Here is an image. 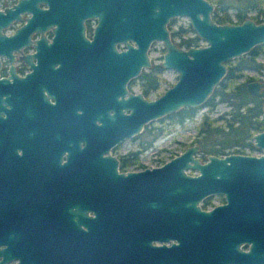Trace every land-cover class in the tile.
Instances as JSON below:
<instances>
[{
    "label": "flooded vegetation",
    "instance_id": "flooded-vegetation-1",
    "mask_svg": "<svg viewBox=\"0 0 264 264\" xmlns=\"http://www.w3.org/2000/svg\"><path fill=\"white\" fill-rule=\"evenodd\" d=\"M207 1L211 16L217 3ZM175 17L164 25L171 46L205 44L189 22L187 28L173 27ZM158 34L156 24L131 17L129 0H0V264H16L19 255L39 250L56 256L53 263L81 264L66 257L80 255L82 237L93 233L99 203L125 202L127 234L144 224L145 209L135 203L142 174L135 179L130 172L160 167L181 152L147 165L146 123L137 133L128 132L132 107L157 97L164 81L166 46ZM131 48L143 50L150 64L130 77ZM155 59L160 62L152 63ZM156 65L158 74L152 71ZM251 144L247 150L218 153L198 147L194 155L202 163L209 155L264 154V148ZM211 168L221 188L202 196L199 208L227 204L230 212L222 217L248 216L254 208V177L264 164L252 160ZM171 185L157 193L154 245L177 241L172 223L162 227L161 222L174 215ZM252 236L249 230L224 239L248 250Z\"/></svg>",
    "mask_w": 264,
    "mask_h": 264
},
{
    "label": "water",
    "instance_id": "water-1",
    "mask_svg": "<svg viewBox=\"0 0 264 264\" xmlns=\"http://www.w3.org/2000/svg\"><path fill=\"white\" fill-rule=\"evenodd\" d=\"M129 1L131 17L137 18L138 22L156 24L161 31L158 36L166 46L161 66L177 72L176 80L157 97L141 99L132 107L129 135L137 133L143 123L181 107L200 105L224 75L226 61L264 43V21L245 18L239 23H215L210 16L212 4L207 0ZM174 16H186L195 34L205 44L186 49L171 46L164 25L169 17ZM149 64L143 50L131 48L128 76L135 75L141 66ZM262 68L264 70V64ZM259 87L264 88V79L246 82L250 94H256ZM261 110L264 115V102ZM251 139L254 146L264 148V130L253 133ZM197 149L196 143L188 145L160 167L130 172L129 176L135 179L142 174V185L135 187V194L140 197L135 203L145 209L144 224L136 233L127 234L125 202L99 203L93 233L82 237L80 255L66 257V260H80L81 264H264V169L254 177V208L248 216L226 218L222 213L230 212L227 204L209 210H201L197 204L206 193L221 188L218 178L213 175V165L243 164L252 160L264 164V154L259 157L209 155L207 161L200 163L194 155ZM188 169H195L198 174H187ZM170 183L174 215L171 220L164 218L161 222L162 227L172 223L177 241L169 246L154 245L151 239L157 238L159 230V220L154 217L157 193L159 187L164 189ZM87 226L90 229L89 223ZM249 230L253 236L248 250H241L235 242L224 239L226 234H243ZM18 257L16 264L57 263L52 261L56 256L47 255L43 250Z\"/></svg>",
    "mask_w": 264,
    "mask_h": 264
},
{
    "label": "trees",
    "instance_id": "trees-1",
    "mask_svg": "<svg viewBox=\"0 0 264 264\" xmlns=\"http://www.w3.org/2000/svg\"><path fill=\"white\" fill-rule=\"evenodd\" d=\"M216 3L217 7L211 14V18L216 23H237L245 18H251L255 22L264 21V0H216ZM227 8L232 9V12H229ZM194 39V44H197V36ZM261 46L256 44L246 53L226 61L224 75L201 104L208 110L214 108L218 102H225L229 106L227 111L218 116L209 117L204 113L200 117L194 142L197 143L201 152L218 153L230 147H252L251 135L264 128V121L261 118L264 89H260L257 94H250L246 89V81L251 77L243 73L245 69L260 70L262 64L256 57L262 51ZM157 68L159 66H154L152 70L154 74L160 72V68ZM146 78H149V74ZM153 87L154 83L147 86V92ZM196 109L197 107H181L163 118H167L170 123H181L186 118H192ZM217 121L220 122L217 123ZM146 126L145 136L148 137L145 144L147 145L162 129L158 127L150 131L146 129Z\"/></svg>",
    "mask_w": 264,
    "mask_h": 264
},
{
    "label": "rangeland",
    "instance_id": "rangeland-1",
    "mask_svg": "<svg viewBox=\"0 0 264 264\" xmlns=\"http://www.w3.org/2000/svg\"><path fill=\"white\" fill-rule=\"evenodd\" d=\"M264 7V4H263ZM252 14V12H249ZM188 18L186 16H177L173 19V27H185L188 25ZM200 44H204V41L199 40ZM262 46V51L257 55L256 59L263 65L264 64V43H260ZM160 60H153L152 63H159ZM245 76L251 77V81H261L264 79V70H253L245 69L243 70ZM161 78L164 80L160 83L157 92L160 94L162 91L169 86L170 83L174 82L176 79V71L173 69H163L160 74ZM244 79V77L242 78ZM248 81V80H247ZM229 106L225 102H218L214 108L213 112L208 111L209 117H215L227 111ZM207 111L204 106L197 107L194 116L192 118H186L181 123H170L164 116L151 120L146 123V129L154 131L155 128L160 127L162 130L155 136V138L150 142V144H145L143 153L146 157V164H154L156 158L161 157L162 159L177 154L182 151L188 145L194 144L196 126L202 116ZM220 121H217L219 123ZM148 136H145L147 138ZM252 141V140H251ZM197 144V143H196ZM238 148V147H230ZM247 150L250 147H243L241 149Z\"/></svg>",
    "mask_w": 264,
    "mask_h": 264
}]
</instances>
